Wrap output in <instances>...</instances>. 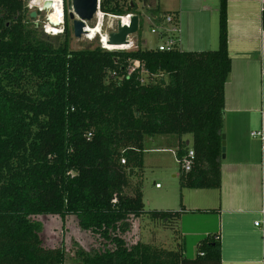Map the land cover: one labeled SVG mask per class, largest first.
I'll return each instance as SVG.
<instances>
[{"label":"trees","instance_id":"obj_1","mask_svg":"<svg viewBox=\"0 0 264 264\" xmlns=\"http://www.w3.org/2000/svg\"><path fill=\"white\" fill-rule=\"evenodd\" d=\"M32 1L0 0V264H64L63 249L41 240L35 220L48 216L73 217L99 241V250L80 253L82 264H221L217 234L200 241L194 259L182 245L172 251L141 243L136 251L120 240L131 221L146 217L171 229L179 218L144 209L136 179L147 137L190 136L191 147L177 154L181 188L220 190L231 71L226 2L218 7L217 49L192 53L142 49L143 14L131 0H100L99 10L139 17L135 51H71L66 0L57 37L31 22ZM142 8L151 28L178 29L177 13ZM134 63L140 68L129 74ZM190 150L185 172L180 161Z\"/></svg>","mask_w":264,"mask_h":264},{"label":"crops","instance_id":"obj_2","mask_svg":"<svg viewBox=\"0 0 264 264\" xmlns=\"http://www.w3.org/2000/svg\"><path fill=\"white\" fill-rule=\"evenodd\" d=\"M221 1L169 0L172 6L161 11L178 15L176 48L179 51L199 53L217 49ZM223 1L227 5L231 71L224 88L222 135L226 152L225 159H221V187L217 191L191 190L194 196L189 195L188 199L182 196L179 211L161 212L179 213L177 233L181 232V238L190 233L203 238L219 235L221 264H264V151L249 136L250 132L264 128V14L261 12L264 0ZM143 20L151 25L149 17ZM186 137L150 138L148 146L144 141L147 149L143 145V154L158 156L161 162V158H170L179 166L178 152L183 146L191 147ZM198 214L213 221L199 232L182 230L186 224L194 226L193 220L184 217ZM256 222L258 227L254 225Z\"/></svg>","mask_w":264,"mask_h":264},{"label":"rangeland","instance_id":"obj_3","mask_svg":"<svg viewBox=\"0 0 264 264\" xmlns=\"http://www.w3.org/2000/svg\"><path fill=\"white\" fill-rule=\"evenodd\" d=\"M133 1L138 9L143 14V18H146L145 10L142 8L147 5L149 8L158 7L160 10L169 9L172 3L169 0H131ZM51 11V10H50ZM50 11H39L37 8L32 7L29 4V13L36 12L37 16L32 19L31 22L40 27L42 33L49 37H57L62 34L63 26L58 28L59 31L56 35L46 34V30L49 31V27H52L50 23ZM70 22V21H69ZM116 17L103 16L102 25L100 26L99 33L92 39H86V36L81 39H75L72 35V41L70 42L71 51H79L87 48H95L102 46L101 41L104 36L107 38L108 34L116 30ZM98 18H94L90 23L87 24L89 28L97 26ZM70 25L71 22H70ZM103 29V30H102ZM151 26L148 22L143 20L142 23V39L140 47L144 48H157L160 41L156 34L151 33ZM101 33V34H100ZM137 35V34H136ZM131 36L129 39L133 46L125 48V51H135L137 36ZM160 137V136H158ZM154 138L160 139V138ZM176 138V137H175ZM146 138V145L148 146V140ZM186 139L191 141V137L187 136ZM144 145L145 149L147 146ZM158 156L144 153L143 154V172L141 177H137L136 181H141L140 189L143 195V204L145 211L158 210V211H179L180 201L182 196L188 199L189 195L194 196L193 191L189 189H182L180 186L179 166L170 161V158H161L163 162L156 158ZM170 157V156H164ZM168 159V160H167ZM174 172L173 175L171 173ZM158 185L159 187H156ZM208 191V190H207ZM193 220L194 226L185 225L184 229L186 232H199L207 228V226L213 221L208 216H185L184 220ZM35 221H38L42 225V231L40 233L41 240L44 246L49 248H62L65 253L64 264H82L79 255L80 253L89 254L99 250L100 244L93 236L89 233L83 232L77 225V221L73 217H67L65 220H61L59 217H39ZM130 229L121 236V243L124 247L128 248L132 246L136 251L141 243L154 244L162 246L167 250L176 251L178 250L177 245H182L184 248V256L189 259H194L197 256V246L199 241L205 238L196 237L187 234L184 238H181L177 233L180 227V219L173 225V228H163L161 221L152 222L146 217L142 219L131 221ZM199 242V243H198ZM130 251V250H129Z\"/></svg>","mask_w":264,"mask_h":264},{"label":"water","instance_id":"obj_4","mask_svg":"<svg viewBox=\"0 0 264 264\" xmlns=\"http://www.w3.org/2000/svg\"><path fill=\"white\" fill-rule=\"evenodd\" d=\"M31 6L37 8V10L39 11H50L53 5L52 0H33ZM99 6L100 0H66L67 16L72 24L73 38L79 40L87 34V24L90 23L94 18H96L98 12L100 11ZM63 9L64 4L62 0V11ZM36 16V12L30 13L31 19H35ZM126 19V23L121 19H117L116 30L109 33L106 38L105 44L107 47L118 48L122 49L120 51H125V48H130L133 46L129 38L138 33L139 17L136 15H128ZM50 23L54 27H57L59 24L57 19L55 22L50 21ZM225 152V136L221 135L222 160L225 159Z\"/></svg>","mask_w":264,"mask_h":264},{"label":"built area","instance_id":"obj_5","mask_svg":"<svg viewBox=\"0 0 264 264\" xmlns=\"http://www.w3.org/2000/svg\"><path fill=\"white\" fill-rule=\"evenodd\" d=\"M31 3H30V5H31ZM40 11H43V10H40ZM261 12H262V14H264V7L261 8ZM98 15H102V17L105 16L102 13H100V11L98 12ZM126 17L127 16H124V17H116V18L117 19L124 20V19H126ZM60 19L62 20L61 23H59L57 27L52 26V28H57L58 29L61 26H63V24H64V15H63V12H62V18H60ZM166 22L169 23L170 22V19L169 18H166ZM61 31L63 32V30H61ZM58 32L59 31L57 30V33ZM57 33H54L51 30L50 31H47L46 30V34L56 35ZM151 33L152 34H156L157 36H160L162 38H163V36H165L164 41L160 42L159 45L157 46V48H158V50L160 52H171V51H173V50L176 49L177 39L174 38V35H177L178 29H175V28L174 29L173 28L167 29L166 26L165 27L162 26V27H159V28H152ZM101 44H102V46H101L102 49H104L106 51H109L105 47V45H104V43L102 41H101ZM138 68H140L139 64L138 63H134L133 64V67L131 69H129V74H131L135 69H138ZM141 73H142V75L145 74L144 71H141ZM140 82L143 84L144 83V79L140 80ZM249 136H250L251 139L258 141L260 143V145H261V150L264 151V128H262L261 130H258V131H252V132H250ZM193 157H194V154L190 150L187 153V155L182 159V161H180V163L182 165V168H183V170L185 172H189L191 170ZM121 163L124 164V161H121ZM156 187H159V186L156 185ZM254 225H255V227H258L259 226V223L256 222ZM263 263H264V252H263Z\"/></svg>","mask_w":264,"mask_h":264},{"label":"bare ground","instance_id":"obj_6","mask_svg":"<svg viewBox=\"0 0 264 264\" xmlns=\"http://www.w3.org/2000/svg\"><path fill=\"white\" fill-rule=\"evenodd\" d=\"M62 0H52V10L49 12L50 15V21L51 22H55L56 19L59 21V23H61V19L62 18ZM98 18V24L97 26L93 27V28H87V34L86 39H92L94 38L100 31V26L102 25V15H97ZM125 23L127 22V19L123 20ZM53 31L54 33H57V28H52L49 27V31ZM103 30V29H102ZM101 32V31H100ZM101 34V33H100ZM102 37V42L104 43L105 47L109 50V51H119L122 49H118V48H113V47H107L106 46V38L104 36ZM125 50V49H124Z\"/></svg>","mask_w":264,"mask_h":264}]
</instances>
